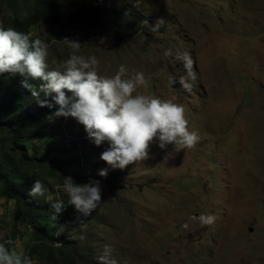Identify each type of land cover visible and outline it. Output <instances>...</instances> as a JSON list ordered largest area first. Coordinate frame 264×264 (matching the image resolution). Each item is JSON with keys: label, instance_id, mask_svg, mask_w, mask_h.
Instances as JSON below:
<instances>
[{"label": "rangeland", "instance_id": "obj_1", "mask_svg": "<svg viewBox=\"0 0 264 264\" xmlns=\"http://www.w3.org/2000/svg\"><path fill=\"white\" fill-rule=\"evenodd\" d=\"M113 1L150 17L144 32L121 42L111 35L70 37L81 44L75 53L95 55L99 75H113L121 63L126 75L143 72L148 85L137 91L182 103L188 127L200 139L191 148L168 145L164 150L153 141L148 159L99 177L98 169L107 167L99 158L107 145H93L70 117L63 127L85 142L81 161L88 174L108 183L101 185L104 202L87 217L74 215L75 226H64L61 233L73 246L75 238L77 243L67 263L56 242L52 259L33 264L90 259L89 248L79 242L77 233L83 231L95 261L108 244L118 264H264V0ZM13 17L12 10L0 8V21ZM157 18L163 24L152 32ZM54 33L46 26L30 37L48 43L46 62L59 69L74 50L64 41L49 40ZM165 49L170 55L163 54ZM177 50L194 60L197 79L190 91L178 82L184 69ZM14 208L0 188V241L11 239ZM201 213L213 214L214 222L201 224L195 219ZM22 229L19 225L18 235ZM13 241L10 251L23 255L26 240Z\"/></svg>", "mask_w": 264, "mask_h": 264}, {"label": "clouds", "instance_id": "obj_2", "mask_svg": "<svg viewBox=\"0 0 264 264\" xmlns=\"http://www.w3.org/2000/svg\"><path fill=\"white\" fill-rule=\"evenodd\" d=\"M114 2H117L115 6L130 7L118 1ZM135 3L139 4L140 0H135ZM145 18L143 27L144 23L150 21V17ZM162 24L163 19L157 18L149 30L157 32ZM105 29L106 26L102 25L98 32L91 30L88 34H64L54 38L58 42L64 41L74 50L61 62L60 68L56 69L50 68L46 62L48 43L39 36L30 38L26 32L0 24V75L8 73L20 76L21 86L30 91L39 107L52 109L54 106L55 110L48 116L60 117L62 140L71 137L77 141L80 138L65 133L63 124L71 117L83 126L86 138L93 145H107L99 156L107 167L98 169L99 177H105L109 169H124L129 164L148 159L153 141L157 148L164 150L168 145L191 148L200 139L198 132L188 127L185 106L182 103L137 91L138 88L148 85L143 72L135 71L126 75L128 69L121 63L117 65L113 75H99L96 71L99 60L95 55L85 57L75 53L81 44L78 40L69 39L70 37L82 38L81 35H85L87 38H97L111 35L116 40L114 32L106 33ZM143 32L144 28L137 34ZM137 34L123 36L116 41L130 39ZM103 43L104 39L101 37L96 45L100 47ZM163 54L168 56L170 51L165 49ZM175 57L182 62L184 69L178 82L183 89L190 91L197 79L194 60L187 51L177 50ZM34 80H39L40 83L33 86L29 81ZM56 187L67 195V204H71L81 217H87L104 202L101 199V182L93 178L85 183H76L70 176H63L62 183ZM47 189L39 179H35L27 194L33 197L42 196ZM47 198L45 201L49 202ZM49 203V217L56 222L65 204L60 199ZM195 219L201 224L210 225L215 216L201 213ZM56 229L59 235L64 231V226L56 225ZM13 243L11 239L0 241V264H33L28 255L21 257L10 251L8 245ZM111 251L110 245L105 244L101 254L96 257L97 264H118Z\"/></svg>", "mask_w": 264, "mask_h": 264}, {"label": "trees", "instance_id": "obj_3", "mask_svg": "<svg viewBox=\"0 0 264 264\" xmlns=\"http://www.w3.org/2000/svg\"><path fill=\"white\" fill-rule=\"evenodd\" d=\"M115 3L113 0H0V8L12 10L14 16L0 21V24L26 32L29 36L48 26L55 32L49 40L64 34L98 32L102 25L106 26V33L114 32L116 40L141 32L145 16L136 8L115 6ZM21 79L8 73L0 75V188L2 194L15 202V208L10 211L13 229L9 236L12 240H26L23 255L39 261L52 259L53 245L60 242L56 250L67 263L71 253L75 252L76 238L73 246L67 233L57 235L56 225L75 226L73 216L79 217L80 214L67 204L66 199L59 197L60 191L55 187L62 183L63 176H70L76 183H85L89 178L99 180L101 185L108 183L88 174L81 161L86 155L80 144L85 142L71 137L62 140L60 117L48 116L55 110L54 106L52 109L39 107L30 91L21 86ZM29 82L33 86L40 83L39 80ZM5 100H8L6 105ZM15 113L17 116L12 118ZM78 136L81 137L80 134ZM35 179L48 188V193L28 196V189ZM49 196L65 204L56 222L49 217L51 203L44 202ZM19 225L23 229L18 235ZM77 234L79 242L89 248L90 260L76 264H97L92 258L95 251L91 249L86 231Z\"/></svg>", "mask_w": 264, "mask_h": 264}, {"label": "water", "instance_id": "obj_4", "mask_svg": "<svg viewBox=\"0 0 264 264\" xmlns=\"http://www.w3.org/2000/svg\"><path fill=\"white\" fill-rule=\"evenodd\" d=\"M251 232L253 231V229L250 230Z\"/></svg>", "mask_w": 264, "mask_h": 264}, {"label": "bare ground", "instance_id": "obj_5", "mask_svg": "<svg viewBox=\"0 0 264 264\" xmlns=\"http://www.w3.org/2000/svg\"><path fill=\"white\" fill-rule=\"evenodd\" d=\"M35 248V247H34Z\"/></svg>", "mask_w": 264, "mask_h": 264}]
</instances>
